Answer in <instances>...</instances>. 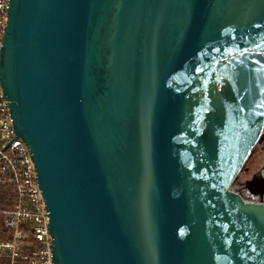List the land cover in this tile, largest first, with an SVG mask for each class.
Here are the masks:
<instances>
[{
    "label": "water",
    "instance_id": "95a60500",
    "mask_svg": "<svg viewBox=\"0 0 264 264\" xmlns=\"http://www.w3.org/2000/svg\"><path fill=\"white\" fill-rule=\"evenodd\" d=\"M0 84L53 264H264V0H9Z\"/></svg>",
    "mask_w": 264,
    "mask_h": 264
},
{
    "label": "built area",
    "instance_id": "2783aa9c",
    "mask_svg": "<svg viewBox=\"0 0 264 264\" xmlns=\"http://www.w3.org/2000/svg\"><path fill=\"white\" fill-rule=\"evenodd\" d=\"M9 0H0V50ZM34 164L12 126L0 84V187L10 194L0 207V264H53L49 217Z\"/></svg>",
    "mask_w": 264,
    "mask_h": 264
},
{
    "label": "flooded vegetation",
    "instance_id": "af4514ba",
    "mask_svg": "<svg viewBox=\"0 0 264 264\" xmlns=\"http://www.w3.org/2000/svg\"><path fill=\"white\" fill-rule=\"evenodd\" d=\"M261 155L263 157L262 161L256 159ZM260 161L261 165L259 168H257L256 171H251V169H254L259 165ZM244 172L249 175L240 181V176ZM241 175L234 183L235 192L239 193L248 202L264 205V132L259 144L252 151V155L245 163Z\"/></svg>",
    "mask_w": 264,
    "mask_h": 264
},
{
    "label": "trees",
    "instance_id": "16d2710c",
    "mask_svg": "<svg viewBox=\"0 0 264 264\" xmlns=\"http://www.w3.org/2000/svg\"><path fill=\"white\" fill-rule=\"evenodd\" d=\"M232 187L235 191V184ZM7 194H10L9 190L7 188L0 187V207L4 206Z\"/></svg>",
    "mask_w": 264,
    "mask_h": 264
},
{
    "label": "rangeland",
    "instance_id": "374dc122",
    "mask_svg": "<svg viewBox=\"0 0 264 264\" xmlns=\"http://www.w3.org/2000/svg\"><path fill=\"white\" fill-rule=\"evenodd\" d=\"M256 159L262 161L263 157H262V155H261V156H258ZM261 161H260L259 165L256 164V165H257L256 168L251 169V171H256V169L259 168V166L261 165ZM250 168H251V166H250ZM248 175H249V174H248ZM248 175H247L246 172H244V173L240 176V181L243 180V179H244L245 177H247Z\"/></svg>",
    "mask_w": 264,
    "mask_h": 264
}]
</instances>
